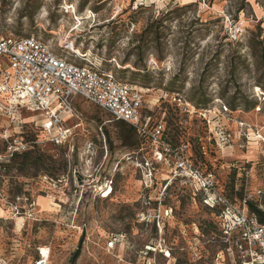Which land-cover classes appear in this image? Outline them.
<instances>
[{
    "label": "rangeland",
    "instance_id": "1",
    "mask_svg": "<svg viewBox=\"0 0 264 264\" xmlns=\"http://www.w3.org/2000/svg\"><path fill=\"white\" fill-rule=\"evenodd\" d=\"M0 36H34L58 54L72 40L145 90L142 115L164 124L170 146L160 156L81 98L66 122L78 124L70 151L50 141L54 131L38 114L0 116V264H34L40 254L46 264H71L76 251L73 264H239L225 252L219 208L204 200L220 192L238 208L264 202L263 1L0 0ZM17 142L25 149L9 156ZM28 157L43 164L22 167ZM208 172L216 181L204 189ZM42 174L64 176L61 189ZM160 238L161 251L149 250Z\"/></svg>",
    "mask_w": 264,
    "mask_h": 264
},
{
    "label": "built area",
    "instance_id": "2",
    "mask_svg": "<svg viewBox=\"0 0 264 264\" xmlns=\"http://www.w3.org/2000/svg\"><path fill=\"white\" fill-rule=\"evenodd\" d=\"M63 49L65 53L58 54L47 42L34 36H0V116L8 115L15 122L21 110L38 114L40 127L48 133L54 131L50 141L67 146L70 151L71 129L78 125L69 127L66 122L74 116V101L81 98L109 113L113 120L128 124L138 136L155 144L153 150L160 156L170 151L164 139V124L142 115L144 89L119 80L111 70L78 50L72 40L66 41ZM188 146L183 144L181 151ZM19 147L25 149L26 146L22 143L9 145L8 155L19 151ZM177 168H185L183 160H179ZM40 178L48 187L50 184L53 192L60 190L65 180L64 176L40 175ZM201 180L204 189L213 188L216 181L212 172L201 176ZM214 196L212 203L204 201L211 208H219L215 219L226 238L225 252H234L239 264H264V224L244 207V202L245 205L238 208L220 192ZM33 205L32 200L29 206ZM116 241L115 236L110 237L107 247L112 248ZM161 242L162 239L156 248L148 246V249L161 251ZM46 263L47 259L40 254L34 264Z\"/></svg>",
    "mask_w": 264,
    "mask_h": 264
},
{
    "label": "trees",
    "instance_id": "3",
    "mask_svg": "<svg viewBox=\"0 0 264 264\" xmlns=\"http://www.w3.org/2000/svg\"><path fill=\"white\" fill-rule=\"evenodd\" d=\"M115 121H116V120H115ZM121 122H122V121H121ZM123 123H125V122H123ZM125 124H126V123H125ZM129 128H131V127L129 126ZM131 129H132V128H131ZM132 131H133L134 133H136L133 129H132ZM164 139H165V132H164ZM28 154H29V151L24 152V153L21 154V155H28ZM12 155L15 156L16 153H13ZM16 157H17V155H16ZM38 163L43 164V161L41 160V161L37 162L36 158H34V157H33V158L28 157V158L26 159V161L21 162V166H22V167L37 166ZM42 175H47V176H49V177H52V176H50V175H48V174H42ZM53 178H58V177H53ZM244 203L246 204L248 210H249L251 213H254V214L257 215V217H258L260 223L264 224V202H259V201H255V200H251V199H244ZM77 256H78V251H76V252L73 254V256H72V258H71V264H73V262H74V260L77 258Z\"/></svg>",
    "mask_w": 264,
    "mask_h": 264
},
{
    "label": "bare ground",
    "instance_id": "4",
    "mask_svg": "<svg viewBox=\"0 0 264 264\" xmlns=\"http://www.w3.org/2000/svg\"><path fill=\"white\" fill-rule=\"evenodd\" d=\"M99 189L101 190V192H103L102 197H107V196H109L110 193H111V191H112V190H111V186L108 187V185H106L105 188L100 187ZM18 219H19V220H18V223L20 224L22 218H21V217H18ZM42 251H43V254H42V255H46L47 252H45L44 249H43ZM45 257H46V256H45Z\"/></svg>",
    "mask_w": 264,
    "mask_h": 264
},
{
    "label": "crops",
    "instance_id": "5",
    "mask_svg": "<svg viewBox=\"0 0 264 264\" xmlns=\"http://www.w3.org/2000/svg\"><path fill=\"white\" fill-rule=\"evenodd\" d=\"M249 1V3L253 6V4L256 2V0H248ZM259 1H263L264 2V0H259ZM254 13H255V15H258V13H262V11H261V9H257V10H254ZM78 125V124H77ZM40 199L38 200V204L39 205H41L40 204ZM44 210H49V211H51V208L50 207H48V208H45V207H42ZM54 208V207H53Z\"/></svg>",
    "mask_w": 264,
    "mask_h": 264
}]
</instances>
